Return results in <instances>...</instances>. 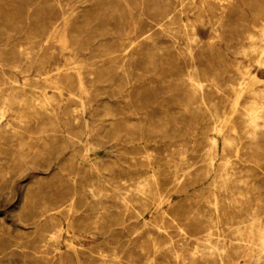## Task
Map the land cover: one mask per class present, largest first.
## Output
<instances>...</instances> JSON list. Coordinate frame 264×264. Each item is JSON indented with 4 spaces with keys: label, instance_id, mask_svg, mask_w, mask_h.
<instances>
[{
    "label": "rangeland",
    "instance_id": "obj_1",
    "mask_svg": "<svg viewBox=\"0 0 264 264\" xmlns=\"http://www.w3.org/2000/svg\"><path fill=\"white\" fill-rule=\"evenodd\" d=\"M263 32L264 0H0V264H222L207 240L243 263L228 226L257 204L264 226V131L251 146L242 117Z\"/></svg>",
    "mask_w": 264,
    "mask_h": 264
},
{
    "label": "bare ground",
    "instance_id": "obj_2",
    "mask_svg": "<svg viewBox=\"0 0 264 264\" xmlns=\"http://www.w3.org/2000/svg\"><path fill=\"white\" fill-rule=\"evenodd\" d=\"M182 16V14H181ZM258 32V31H257ZM264 33V32H263ZM258 38V37H257ZM188 39V38H187ZM249 40L252 41V45L254 44L255 45V51L258 50L257 48V39L255 36L253 35H250ZM194 40V39H193ZM256 40V41H255ZM259 42V41H258ZM264 43V41H262ZM193 43V42H192ZM5 50V49H4ZM243 54V53H242ZM246 54V53H244ZM248 54V52H247ZM258 54V53H257ZM259 58H260V61L262 63V66H264V45L261 47V50H260V54H259ZM248 59V58H247ZM260 64V63H259ZM245 73V72H244ZM243 73V74H244ZM260 81H263V80H260ZM188 84H190L191 88L193 89V93L195 95H197L198 93V90H200L201 92L203 91V88H204V85L201 81H199L198 79L195 78L194 75H191L189 76L188 78ZM249 85H250V82L249 80L245 79L244 77H242L240 80H239V92L242 94L244 93V91L248 90L249 88ZM190 88V89H191ZM236 89V88H235ZM238 89V88H237ZM200 92V93H201ZM240 94V95H241ZM243 95V94H242ZM251 95V94H250ZM255 95V94H254ZM200 96V95H199ZM255 97V96H253ZM259 97V96H258ZM195 98V97H194ZM199 98V97H198ZM241 98V96H240ZM257 98V97H256ZM254 99V98H253ZM201 100L204 101L205 100V97L203 95V92L201 93ZM240 100V99H238ZM259 100V99H258ZM238 103V102H237ZM235 104V103H233ZM205 107V106H204ZM231 111H234L231 110ZM233 113V112H232ZM243 113V112H242ZM216 114V113H215ZM230 115V114H229ZM242 115V114H241ZM211 116V115H210ZM216 116V115H214ZM225 116V115H224ZM223 116V117H224ZM235 116V115H234ZM241 117V116H240ZM246 121L245 122V126H246V138L249 142V144H251V146H256V143H257V140L259 139V134L260 132L264 131V97L262 98V102L259 103L257 102V100H253L251 102V105L249 106V108H247L243 114V116ZM228 118V117H227ZM236 118V117H235ZM216 118L214 117V120ZM218 119V118H217ZM226 119V118H225ZM223 120V119H222ZM230 120H231V117H230ZM243 120V119H242ZM241 120V121H242ZM217 121V120H216ZM233 121V119H232ZM240 121V122H241ZM218 122V121H217ZM223 122V121H221ZM228 122V120H227ZM214 123V122H213ZM216 123V122H215ZM232 123V122H231ZM219 124H221L219 122ZM223 124V123H222ZM230 125V124H229ZM218 126V125H216ZM225 126V125H224ZM231 126V125H230ZM244 126V125H243ZM242 126V127H243ZM227 127V126H226ZM233 127V126H232ZM217 128V127H216ZM231 128V127H230ZM229 129V128H228ZM232 129V128H231ZM234 129V128H233ZM241 130V129H240ZM224 131V130H223ZM228 132V131H227ZM218 134V133H217ZM220 134H222L220 132ZM235 134V133H234ZM219 135V134H218ZM223 135V134H222ZM231 135V133H230ZM221 136V135H220ZM235 136V135H234ZM227 137V135L225 136ZM229 138V137H227ZM223 139V138H222ZM211 140V139H209ZM231 139H228V141H230ZM234 140V139H233ZM209 142V141H208ZM224 142V141H223ZM227 143V142H226ZM234 143V142H233ZM225 144V143H224ZM239 144V143H238ZM228 145H229V142H228ZM232 145V144H231ZM230 145V146H231ZM235 145V143H234ZM225 146V145H224ZM223 146V147H224ZM217 147V144H216V141L215 140H212V144H210V147L209 148V153L212 154V152L216 149ZM233 147V146H232ZM218 148V147H217ZM237 150V149H236ZM217 151V150H216ZM205 152V151H204ZM238 152V151H237ZM209 153H207L209 155ZM215 153V151L213 152V154ZM218 155V154H217ZM214 157V156H212ZM217 157V156H216ZM215 157V158H216ZM208 160V159H207ZM211 163L213 164L215 159H210ZM209 162V163H210ZM231 163L229 160H226L224 162V165H223V169H222V174L221 175H218L214 181L212 182V186H211V194H212V198H213V206L216 210H218L219 208V205L221 203V200L222 198L224 197V201L225 200H230L231 198H234L236 195L235 193L231 192L229 193V190H228V184L230 183L233 175L230 174L229 172V168L231 167L230 166ZM208 166V165H206ZM210 166V165H209ZM221 167V166H220ZM208 169V168H207ZM210 169V168H209ZM213 169V167H212ZM208 172V171H207ZM247 173V172H246ZM212 174V173H211ZM247 177V176H246ZM205 178H206V175H205ZM208 179V178H207ZM177 182V181H176ZM231 184V183H230ZM229 184V185H230ZM232 186V185H231ZM232 188V187H231ZM244 189V188H243ZM232 191V190H231ZM248 191V190H247ZM243 192V191H242ZM240 192V194L238 195V198H239V202H241L240 200L244 199L245 198V195ZM144 194V193H143ZM237 197V196H236ZM163 198V197H162ZM238 198H237V201H238ZM257 198V197H256ZM235 199V198H234ZM259 199V198H258ZM233 200V199H232ZM232 200L230 202H232ZM234 201V200H233ZM245 201V200H244ZM261 201V200H259ZM169 203V202H168ZM223 203V202H222ZM236 204V203H235ZM244 204V203H243ZM249 203H247L248 205ZM237 205V204H236ZM241 205V204H240ZM245 205V204H244ZM240 207V206H239ZM244 207V206H243ZM244 209H247V208H244ZM249 209V208H248ZM252 210V209H251ZM249 211V210H248ZM261 211V207L259 204H257V207L255 209H253V212H251L250 214L247 215V218L249 219L247 224L245 222V220H243L242 217H240V222L236 225H229V232H233L231 237L233 235H236L238 237H240L239 239H236L235 241L238 242V250L235 251L236 254H239L240 250H242V258L244 259V262L241 263V262H237L235 264H262L264 262V226L263 228L259 229V226L262 225V221L260 219V214L259 212ZM250 212V211H249ZM243 213V211H242ZM245 213V212H244ZM237 214V212H236ZM240 215V214H238ZM239 218V217H238ZM211 221V220H210ZM237 221V220H235ZM220 223V222H219ZM146 224V223H145ZM229 224V223H228ZM245 230V231H244ZM164 233V232H163ZM242 233H249V235H247V237L243 238V234ZM255 233H258L257 237H258V245L259 246V249L258 251H255L253 247L254 245V241H253V238L255 237ZM211 235V233H210ZM208 236V235H207ZM207 238V237H206ZM233 239V238H232ZM235 239V238H234ZM206 241V240H205ZM202 243V242H201ZM204 244V243H203ZM205 248H204V252H202L203 255H206L207 257L210 256L211 258L213 257V254L216 253L219 255V260L222 262L223 264V257L222 255L225 253V249L223 248H219L218 246H213L210 248L211 244H210V241L207 240L206 241V244H205ZM231 246V245H230ZM181 247V246H180ZM170 248V247H169ZM246 249H248L249 251V254H247L246 252ZM256 249V248H255ZM208 251V252H206ZM234 252V253H235ZM241 253V252H240ZM175 258H179L178 256H176ZM215 259V258H214ZM152 260V259H151ZM218 260V261H219ZM225 260V259H224ZM226 261V260H225ZM150 262V261H149ZM184 263V262H183ZM154 264V263H153Z\"/></svg>",
    "mask_w": 264,
    "mask_h": 264
}]
</instances>
